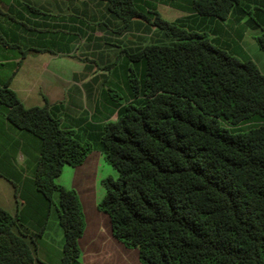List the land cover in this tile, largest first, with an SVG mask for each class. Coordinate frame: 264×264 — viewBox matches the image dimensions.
Returning a JSON list of instances; mask_svg holds the SVG:
<instances>
[{
	"label": "trees",
	"instance_id": "1",
	"mask_svg": "<svg viewBox=\"0 0 264 264\" xmlns=\"http://www.w3.org/2000/svg\"><path fill=\"white\" fill-rule=\"evenodd\" d=\"M91 1L104 6L117 32L140 20L166 40L126 53L143 61L142 89L130 71L131 97L114 105L115 120L104 121L93 137L87 133L93 141L62 126L49 103L26 107L0 83L8 122L39 139L33 184L56 209L60 264H80L85 220L77 191L55 178L94 149L116 171L100 180L97 208L109 217L112 235L137 249L141 264H264V74L246 54L238 58L194 26L163 19L154 0ZM162 1L219 19L250 14L252 4ZM0 13L9 20L0 25V46L17 48L23 58L16 32L37 41L38 29L22 15ZM247 22L262 27L250 15ZM256 42L264 51V31ZM19 221L18 213L0 207V264H33L25 235L13 229Z\"/></svg>",
	"mask_w": 264,
	"mask_h": 264
},
{
	"label": "rangeland",
	"instance_id": "2",
	"mask_svg": "<svg viewBox=\"0 0 264 264\" xmlns=\"http://www.w3.org/2000/svg\"><path fill=\"white\" fill-rule=\"evenodd\" d=\"M15 1H13L15 6L21 7L20 4H23L29 15L46 17L47 12L56 13L57 9L61 8L65 10V2L68 0ZM245 1L252 3L250 14L234 13L226 19L196 16L188 9L168 4L162 0H154L152 3L163 19L179 23L183 27L192 25L195 31L203 33L213 45L241 58L237 53L240 48L236 45H239L264 74V51L256 42V37L264 31V0ZM181 4L189 5L188 1H181ZM68 5L69 24L54 25L50 23V20L47 22L36 19L28 21V25L38 29L34 33L38 37L37 41L34 46L29 47L36 49L37 52L27 55L21 74L24 77L37 76L39 80L49 78L52 80L53 89L58 85L61 86L63 77L64 85H66L65 78H68L70 108L79 113L82 108H85V111L89 112L88 116H85V119L88 117L89 122L85 123L80 131L85 134V137L87 133L93 137L104 121L116 119V113L105 119V115L109 113L108 108L119 103L124 104L131 97L128 80L130 71L137 80L138 91L142 89L143 61L142 59L133 61L127 57L126 53H132L150 42L166 40L160 29L146 22L138 25L141 23L140 20L139 22L133 21L129 29L117 32L115 20L106 21L108 14L104 6L95 1L69 0ZM0 10L17 18L22 14L20 10H16L11 5V0H0ZM249 15L262 27L249 26L247 22ZM102 22L107 26H98ZM71 36H75L72 41L69 40ZM76 88L82 89V92L79 93ZM43 93L51 95L48 90ZM94 102L98 106L96 110L93 108ZM104 164L108 168H113L106 161ZM103 167L99 166L98 172H102ZM106 175L115 176L112 173ZM97 186L103 189L99 181H97ZM48 224V228L44 230L48 235L47 239L35 241L34 253L39 258L43 257L45 264H60L62 229L52 215L49 216ZM41 231L43 230L39 229L37 233Z\"/></svg>",
	"mask_w": 264,
	"mask_h": 264
},
{
	"label": "crops",
	"instance_id": "3",
	"mask_svg": "<svg viewBox=\"0 0 264 264\" xmlns=\"http://www.w3.org/2000/svg\"><path fill=\"white\" fill-rule=\"evenodd\" d=\"M13 1L15 0H11V5L30 20L46 22L50 20V23L54 25L69 24V0L65 2V10L61 8L57 9L56 13L47 12L46 17H33L28 14L23 4H20L21 7H16ZM7 22L9 20L6 16L0 13V25L8 26ZM16 33L17 42L26 53L22 58L17 48L0 46V83H8L26 107L49 103L62 126L77 130L81 136L85 137L80 129L89 122L88 117L85 119L89 112L85 111V108H82L80 113L75 109L71 110L69 79L65 78L66 85H64L63 77L61 86L58 85L53 89L52 80L49 78L39 80L37 76L24 77L21 74L24 61L28 54L37 51L29 48L34 46L33 37L26 38L27 34L21 30ZM236 46L240 48L237 53L246 54L239 45ZM76 89L79 93L82 92V89ZM46 90L51 92L50 96L43 93ZM93 104L96 110L97 103ZM76 105L79 106V104ZM6 109V106L0 103V207L11 214L18 213L20 221L19 225L13 228L14 231H20L25 235V240L33 252V264H45L44 258H39L34 253L35 241L47 239L48 235L44 230L49 226L50 215L55 222H58V219L55 207L47 204L33 184L39 139L28 131L12 126L6 119ZM108 112L105 119L116 113V108L112 106L108 108ZM104 163L102 152L94 149L86 156L82 164L64 165L61 173L55 178L57 183L74 188L81 203L85 225L78 239L79 262L80 264H141L137 249L125 247L112 235L109 217L97 208V203L104 194V189L97 186V181L100 183L102 177L108 173L116 175L115 169L106 167ZM99 166H104L102 172H98ZM39 229L43 231L37 233Z\"/></svg>",
	"mask_w": 264,
	"mask_h": 264
}]
</instances>
